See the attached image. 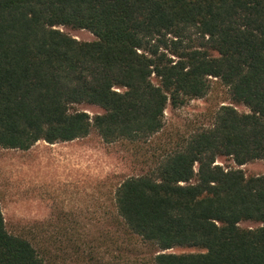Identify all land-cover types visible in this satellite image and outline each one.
Instances as JSON below:
<instances>
[{"label":"trees","instance_id":"trees-1","mask_svg":"<svg viewBox=\"0 0 264 264\" xmlns=\"http://www.w3.org/2000/svg\"><path fill=\"white\" fill-rule=\"evenodd\" d=\"M214 80L249 112L221 104L211 124L115 189L118 221L153 249L143 264H264V174L241 168L264 159V0H0V147L93 130L107 143L149 140L169 105L205 97ZM0 264H47L8 230L1 203Z\"/></svg>","mask_w":264,"mask_h":264},{"label":"rangeland","instance_id":"rangeland-1","mask_svg":"<svg viewBox=\"0 0 264 264\" xmlns=\"http://www.w3.org/2000/svg\"><path fill=\"white\" fill-rule=\"evenodd\" d=\"M59 28L81 41L96 39L88 29ZM225 103L249 112L246 105L233 103L228 88L214 80L205 97L189 99L179 107L169 105L165 127L149 140L107 143L93 130L73 141L41 140L29 150L0 147V203L8 230L30 239L47 264H143L153 249L130 236L118 221L117 185L151 171L159 157L183 137L211 124L214 111ZM75 109L91 115L103 112L91 104ZM217 161L231 163L222 156ZM241 168L248 176L264 174V159ZM259 225L240 222L244 228ZM173 251L202 249L176 247Z\"/></svg>","mask_w":264,"mask_h":264}]
</instances>
